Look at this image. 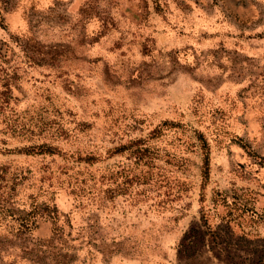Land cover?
I'll return each instance as SVG.
<instances>
[{
    "label": "rangeland",
    "instance_id": "1",
    "mask_svg": "<svg viewBox=\"0 0 264 264\" xmlns=\"http://www.w3.org/2000/svg\"><path fill=\"white\" fill-rule=\"evenodd\" d=\"M0 264H264V0H0Z\"/></svg>",
    "mask_w": 264,
    "mask_h": 264
}]
</instances>
